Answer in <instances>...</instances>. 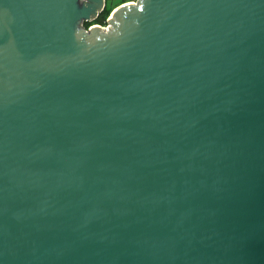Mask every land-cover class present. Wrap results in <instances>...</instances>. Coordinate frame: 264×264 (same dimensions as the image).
Wrapping results in <instances>:
<instances>
[{"label":"water","instance_id":"obj_1","mask_svg":"<svg viewBox=\"0 0 264 264\" xmlns=\"http://www.w3.org/2000/svg\"><path fill=\"white\" fill-rule=\"evenodd\" d=\"M0 0V264H264V0Z\"/></svg>","mask_w":264,"mask_h":264},{"label":"rangeland","instance_id":"obj_2","mask_svg":"<svg viewBox=\"0 0 264 264\" xmlns=\"http://www.w3.org/2000/svg\"><path fill=\"white\" fill-rule=\"evenodd\" d=\"M137 0H105V8L103 10V13H106L107 18H106V22L111 18V13L117 9H119L120 7H122L123 5H127L130 4L132 2H136ZM91 25H104V24H97V22L95 20L91 21Z\"/></svg>","mask_w":264,"mask_h":264},{"label":"built area","instance_id":"obj_3","mask_svg":"<svg viewBox=\"0 0 264 264\" xmlns=\"http://www.w3.org/2000/svg\"><path fill=\"white\" fill-rule=\"evenodd\" d=\"M139 2H140V0H137L136 2H132V3H134V5H138ZM95 27L99 28L100 32H102L104 34H107V33L112 31V26L110 25V19L107 21V23H104V25H91L90 27H87L85 25V29L87 32L91 31Z\"/></svg>","mask_w":264,"mask_h":264},{"label":"trees","instance_id":"obj_4","mask_svg":"<svg viewBox=\"0 0 264 264\" xmlns=\"http://www.w3.org/2000/svg\"><path fill=\"white\" fill-rule=\"evenodd\" d=\"M107 15L103 13L102 16L96 21L97 24H104L106 22ZM91 25V23H87L86 26Z\"/></svg>","mask_w":264,"mask_h":264},{"label":"flooded vegetation","instance_id":"obj_5","mask_svg":"<svg viewBox=\"0 0 264 264\" xmlns=\"http://www.w3.org/2000/svg\"><path fill=\"white\" fill-rule=\"evenodd\" d=\"M128 5V4H127ZM106 6V5H105ZM124 6H126V5H124ZM124 6H122V7H124ZM105 8V7H104ZM104 10V9H103ZM102 14H103V11L101 12V13H99V15H98V17L95 19V21H97L101 16H102ZM87 23H85V25H86ZM91 25H88L87 27H90Z\"/></svg>","mask_w":264,"mask_h":264},{"label":"bare ground","instance_id":"obj_6","mask_svg":"<svg viewBox=\"0 0 264 264\" xmlns=\"http://www.w3.org/2000/svg\"><path fill=\"white\" fill-rule=\"evenodd\" d=\"M131 4V3H130ZM134 5V3H132ZM124 6V5H123Z\"/></svg>","mask_w":264,"mask_h":264}]
</instances>
